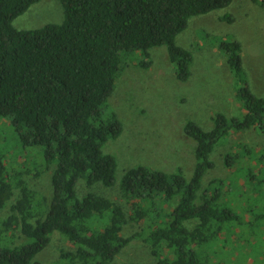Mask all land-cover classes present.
I'll list each match as a JSON object with an SVG mask.
<instances>
[{
    "label": "trees",
    "instance_id": "obj_1",
    "mask_svg": "<svg viewBox=\"0 0 264 264\" xmlns=\"http://www.w3.org/2000/svg\"><path fill=\"white\" fill-rule=\"evenodd\" d=\"M39 1L0 0V118L10 120L24 149L41 148L45 161L32 174L26 169L11 170L0 154V211L16 190L20 194L10 206L11 213L0 219V231L16 236L19 230L20 238L30 240L12 248L0 246V264H38L35 258L54 232L78 246L74 252H60L61 258L74 264H112L135 237L150 244L158 264H206L194 248L209 245L225 225L240 220L221 202L222 179L210 183L209 187L218 185L213 193L208 188L200 194L203 177L214 168L211 154L233 132L264 128V97L250 89L238 40L223 39L218 48L238 79L236 98L244 114L228 119L214 113L215 126L210 131L187 123L185 133L196 142L192 177L187 179L181 170L167 173L148 166L123 174L121 196L129 204L130 220L147 224L141 232L123 236L128 222L123 207L91 191L80 198L76 186L82 177L88 187L116 183L117 160L103 147L123 130L109 98L125 57L141 52L137 64L148 69L150 50L164 46L176 78L187 81L193 54L177 45V36L192 17L226 8L233 0H59L65 13L62 23L16 29L13 21ZM237 147L235 155L225 156L229 168L251 154L247 146ZM55 163L48 200L31 189L24 176L39 177ZM253 177L249 170L247 181ZM177 196L180 199L172 206ZM108 214L107 226L96 227V220ZM192 220L197 223L189 228L187 222Z\"/></svg>",
    "mask_w": 264,
    "mask_h": 264
},
{
    "label": "rangeland",
    "instance_id": "obj_2",
    "mask_svg": "<svg viewBox=\"0 0 264 264\" xmlns=\"http://www.w3.org/2000/svg\"><path fill=\"white\" fill-rule=\"evenodd\" d=\"M64 7L59 0H40L13 21L19 30L42 28L64 21ZM231 17L233 21L224 19ZM238 40L242 45L243 71L250 89L258 97H264V0H233L222 9L206 15L192 17L187 28L177 36L176 43L193 54L191 75L187 81L176 78L175 67L167 48L150 50L151 65L148 69L138 66L141 52L125 57L123 72L119 75L109 106L121 121L123 130L116 139H109L103 151L112 154L118 163L114 186L95 183L88 187L87 180L79 179L76 191L82 198L91 191L120 204L128 222L122 234L132 237L146 227L145 223L130 220V207L121 196L120 180L126 170L148 166L167 173L181 170L187 179L192 177L196 165V142L185 133L188 122H195L204 130L214 128V113H222L228 119L241 117L244 110L236 98L238 79L225 55L219 50L221 40ZM264 125V122H263ZM247 146L249 157L235 162L233 168L225 165L227 154H236L237 146ZM41 148L24 149L9 119L0 118V154L11 170H29L35 174L44 166ZM26 154V155H24ZM21 157L25 158L21 163ZM264 128L233 132L215 146L211 154L214 168L203 177L204 190L213 193L218 185L210 186L214 179L223 180L221 202L240 218L225 225L221 235L209 245L194 249L206 264H264ZM56 163L39 177L25 175L29 187L52 196V176ZM249 170L254 175L247 181ZM214 190V191H213ZM19 191L6 208L0 211V219L10 213V206L19 198ZM180 197L173 199L172 206ZM110 214L96 220V227L103 229L109 223ZM196 220L187 222L194 227ZM145 226V227H144ZM20 231H0V246L15 247L30 242L20 238ZM23 241V242H22ZM62 234L54 232L49 245L40 252L38 264H74L69 258H61V251H76ZM158 264L151 246L143 238H134L116 256L112 264Z\"/></svg>",
    "mask_w": 264,
    "mask_h": 264
}]
</instances>
